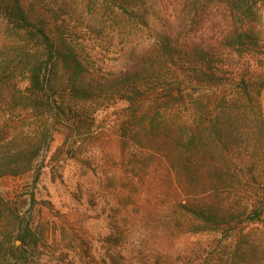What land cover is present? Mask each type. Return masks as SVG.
<instances>
[{
	"label": "trees",
	"instance_id": "obj_1",
	"mask_svg": "<svg viewBox=\"0 0 264 264\" xmlns=\"http://www.w3.org/2000/svg\"><path fill=\"white\" fill-rule=\"evenodd\" d=\"M263 9L264 0H0V180L30 172L51 141L48 125L22 138L9 122L71 115L82 123L122 102L130 111L123 148L162 157L181 233L238 221L247 213L233 207L239 190L264 189ZM115 40L122 48L107 69L91 52ZM193 85L226 92L141 111L144 98ZM14 238L23 251L13 253ZM38 244L0 195V264H29L26 249Z\"/></svg>",
	"mask_w": 264,
	"mask_h": 264
},
{
	"label": "rangeland",
	"instance_id": "obj_2",
	"mask_svg": "<svg viewBox=\"0 0 264 264\" xmlns=\"http://www.w3.org/2000/svg\"><path fill=\"white\" fill-rule=\"evenodd\" d=\"M261 16L264 21V9ZM84 39L93 48L95 41ZM96 42L92 55L99 56L100 66L113 68L119 41ZM225 92L223 86L173 89L169 97L144 98L141 111L165 108L181 96L183 109L190 101L205 103L206 96ZM127 106L104 105L82 123L71 115L48 123H8L18 137L46 125L51 135L30 172L0 180V195L18 210L21 228L39 238L37 248L26 249L29 264H264V189L239 190L233 207L247 213L238 221L211 233L182 234L176 185L162 157L148 152L135 157L123 148L120 130L130 117ZM16 241L13 253L24 250Z\"/></svg>",
	"mask_w": 264,
	"mask_h": 264
},
{
	"label": "water",
	"instance_id": "obj_3",
	"mask_svg": "<svg viewBox=\"0 0 264 264\" xmlns=\"http://www.w3.org/2000/svg\"><path fill=\"white\" fill-rule=\"evenodd\" d=\"M22 243L20 242V241H16V242H14V245L15 246H20Z\"/></svg>",
	"mask_w": 264,
	"mask_h": 264
}]
</instances>
